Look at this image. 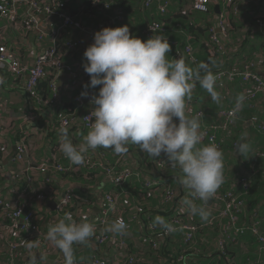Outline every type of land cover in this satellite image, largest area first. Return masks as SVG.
<instances>
[{"label":"crops","instance_id":"obj_1","mask_svg":"<svg viewBox=\"0 0 264 264\" xmlns=\"http://www.w3.org/2000/svg\"><path fill=\"white\" fill-rule=\"evenodd\" d=\"M61 1L62 3H70L71 5L74 4L76 6L82 2V0H60V2L59 0H11L10 8L12 16L0 19V46H5L11 53H13L20 65L25 69L32 68L36 63L38 56L46 49L53 46L49 38L41 40L40 36L42 34H50L62 25V21L55 15L35 12L34 4L38 5V7L50 6L53 9V6H55L57 2L61 3ZM237 6L239 7L240 12H243L242 15L245 16V19L249 18V16L256 19H264V0H242V3L240 5L237 4ZM221 7L223 8L222 5H217L216 1H214L211 6V8L216 10V15H218V17L222 14L225 8L221 9ZM246 11L249 16L246 15ZM117 13H120V10L116 9V14ZM64 14L73 19L76 18L75 15H69L67 12ZM33 17H35V20L37 21L36 23L33 22ZM14 18L15 20L13 21L12 19ZM82 18V21H77H79L84 27H87L85 25L87 23L84 22L86 17L83 16ZM136 25L137 23H134L132 25L133 28ZM233 31L235 32V37L240 38L242 35L243 38L244 35L245 39L250 38V41L253 40V42L249 43L248 49L244 53L237 52L238 49H233L235 46L232 44V41L231 44L229 42L226 45L225 50L228 51L227 55H229V59L233 65L234 63L236 65L252 63V58L255 57V60L260 63L258 64L257 72L264 76V43L257 37L254 39V36L258 33L264 35V29L263 32H261V29L255 30V28L251 31L248 20L244 22L241 21L239 25L233 27ZM248 32L252 33V35L246 37L245 35ZM74 41H80L87 47L90 46L87 34L77 29H68L60 35L58 47L61 51L60 59L63 65L65 67H75V69L80 72L76 73L77 83L80 85L82 80L84 81L86 78H88L90 82V77L86 74L83 68V64L87 63L83 56L84 51H81V49H70V51L75 52L68 55L66 44ZM228 45H231L230 48ZM256 49L260 51L258 54ZM52 68L54 69L52 73L54 76L53 85L56 96L50 106L46 105L42 99L40 105L36 106L37 104L35 105V103L29 99L25 91V86L29 79L27 74L16 75L9 70L0 72V77H3L5 80V83L0 85V106L3 107V118L0 120V126L4 133H10L7 152L4 154L3 160L0 162V177L2 176V182H0V195L6 198L8 196L12 201L16 203L18 201L19 204L25 206L24 214L25 211H27V214L23 217L24 221L30 216L32 221L34 220L37 222L36 225H34L35 223L33 224L32 227L34 228H32L30 236H47L49 227L62 219L66 213H70L73 220L78 223L84 221H97L101 215L100 203L105 195L104 191L106 190L108 192L114 191L113 193L118 196L119 211L117 212V216H119L120 219L122 218L124 222H127L128 225L132 226V229H135L134 234H131L130 237L128 234V239L130 243L135 245L134 247H140L142 250L145 249L144 246H147V241L142 239L141 231H137L136 225L132 224V220L130 219V215H132V218H135L139 214V204H141L142 201L144 213L147 217L150 215L154 216L152 211L153 209H157L155 206L158 204V208L159 205L164 207L163 211L162 209H158V212L161 217L165 219L168 217L170 218L171 214H169V216L167 214L169 211L175 209V211H180L182 215H185L189 221H197L199 216L191 215L187 208L182 204V202L186 198H190V196L188 190L182 187L179 183V177L177 175L179 168L178 171L175 170L169 172L165 179H158L163 190L171 191L175 196L174 201L170 204H166V206L163 205L165 191L162 192L161 189L152 191L153 195L149 194L145 197H139L137 196L140 195L138 194L139 192H137V187L135 185H130L129 191H127V188H124L122 193L117 189H111L112 186L107 182L102 170V173L99 175L96 174L90 177L84 176V167L72 164L67 158H64V161L61 164L65 169H70L72 174L65 178L56 174L57 170L51 162H54L58 157V153L57 151H54V148L60 143V135L54 130V127L58 122L60 125L61 121L64 119L62 117L65 114L69 115L74 112L73 107L75 110L77 96H74V94L75 91H77V88L72 84L71 75L68 71L65 69H58L57 67H48V69ZM48 69L46 73L48 72ZM243 84H245L243 81H223L216 85V91H218L221 96L219 103L212 101L208 92L197 84L191 100L188 101V107L191 109V114L198 113L199 111H203L206 114V118L201 121V130L214 123L213 121H215L217 114H219L221 110L232 109L236 106L237 97L246 92L247 86L246 84ZM100 87L101 86H97L95 89L99 91ZM76 104L78 110H82L81 114L86 112L84 115L93 112L95 109V106L87 100H84L81 104L76 102ZM260 109H262V104H260ZM84 115L79 118L76 115L73 117L81 121ZM241 115L243 117V126L239 130V136L240 138L245 136L246 142L250 147L246 153L241 154L237 151V157L230 155L227 158V170L231 176L241 173L245 175L257 174V172H259L257 163L260 161H258L259 155L257 154L255 157L254 153H257L260 147L261 149H264V132L259 131L253 126V123L258 124L260 122H258L256 117L254 118L252 113L246 109H242ZM259 118L262 119L260 115ZM17 129L18 131L19 129H22L25 134H29L28 154L25 163L22 165L12 163V159L16 155L17 144L19 143V141L15 139V131ZM1 133L2 132H0V134ZM68 134L74 143L79 144L82 142L83 136L86 135L87 132H82L78 127L77 130H70ZM235 139L236 138L233 140ZM1 140L3 141L4 138L0 135V142ZM109 153H114L111 148H97L96 150H90L86 155H90L94 159H103L107 161L108 156L110 157ZM122 160H130L134 163L135 167L139 168L136 159L132 158L129 154H126V156L122 155L114 165L119 164ZM45 164L48 165L47 173L44 174L39 170H35L32 173L35 182L32 183L33 185L29 190V193L24 194L23 190L26 188L25 186H28L26 181L27 178H25L28 172L25 175L24 170L28 167H32V169L41 168ZM168 170H170V168ZM16 175H20L19 178ZM23 175L25 177H23ZM15 176L18 178L17 184H14ZM15 188L17 190V195L11 194V190ZM69 192L75 195L73 207L65 213L60 214L57 210L58 203L62 200L65 194ZM121 193L122 195H120ZM39 195L45 197L44 201L38 199ZM146 198L152 199L146 200ZM52 203L56 205V208ZM212 204L213 202L210 200L208 202V207ZM50 205H52V207ZM134 207H137L138 209L134 210ZM165 209L167 210L166 212ZM4 221V219L0 218L1 225L4 224ZM262 225L264 230V220ZM159 227L161 228V226ZM132 235H135L134 239L131 237ZM252 235L254 234L252 233ZM136 236L138 239H136ZM179 238L180 237L177 235V237L175 236V238L171 240L170 246L172 250L177 245ZM0 240V243L2 244L7 243V236L5 237L1 230ZM258 243L256 246L254 239L249 237L247 240L243 241V245H239L233 249V255L231 257H234L238 261L237 264H248L246 263L248 260L254 262L259 261L262 256V246ZM6 248L7 247L0 245V250H5ZM74 249L75 264H91L92 253L90 250L86 248L79 250L76 248V245H74ZM208 252V256H210V248H208ZM25 253L26 257L22 260L25 264H31L34 255L36 258L40 256V260L37 261L38 263L45 260H49L47 264H57L60 261H64L63 253L48 242L46 246H38L35 242L31 249H25ZM237 255H239V259L236 258ZM192 256V254L181 256L177 261L181 264H184V262L185 264L193 263L195 260ZM110 259H112L111 256ZM6 262H4V264H6ZM173 262L175 261H171L170 258L165 257V259L160 260L158 264H174Z\"/></svg>","mask_w":264,"mask_h":264},{"label":"clouds","instance_id":"obj_2","mask_svg":"<svg viewBox=\"0 0 264 264\" xmlns=\"http://www.w3.org/2000/svg\"><path fill=\"white\" fill-rule=\"evenodd\" d=\"M171 51L172 46L163 34L144 41L133 36L127 25L96 32L94 43L83 54L87 61L83 68L90 82L81 92L82 98H89L87 89L101 86L98 95L90 98L95 106L91 113L94 120L79 144L62 127L59 151L76 166L83 165L85 154L97 148H111L122 156L127 154L128 145L134 144L153 159L163 153L171 167L181 169L179 183L191 197L182 202L183 206L191 215L208 220L210 212L205 205L224 182L223 151L215 143L200 146L204 136L203 113L192 115L188 101L199 84L212 101L219 103L217 76L209 63L201 62L194 68L182 57L169 59ZM4 83L0 77V85ZM244 100L243 94L237 97V109ZM249 147L242 136L238 151L246 153ZM197 199L202 204H196ZM155 225L175 230L160 216L155 217ZM126 229L121 218L105 231L125 233ZM95 231L93 223H77L66 213L49 227L46 238L63 253L65 264H75L74 245L86 244ZM26 245L29 249L34 246L31 241H26ZM31 264H38L35 255Z\"/></svg>","mask_w":264,"mask_h":264},{"label":"trees","instance_id":"obj_3","mask_svg":"<svg viewBox=\"0 0 264 264\" xmlns=\"http://www.w3.org/2000/svg\"><path fill=\"white\" fill-rule=\"evenodd\" d=\"M101 3H112V10L108 12H103L99 7L94 6V2L92 0H82L81 3L78 4V6L70 3H59L55 6H53V9H55L58 12H64L68 13L69 15H75V20H83V16L86 17L85 24L88 28L91 29H97L98 31L110 27V28H116V27H122L127 25L130 29V33L133 36H136L144 41L151 38L153 35H159L163 34L168 38L169 43L172 46V51L168 54L169 59L176 58V55L180 53V51L183 52L186 46L192 45L194 49L196 50L195 56L198 59L197 64H192L189 59H186V62L192 66L196 67L201 62L209 63L210 67L214 74L219 73L222 70L231 69L233 67H240L243 68L245 65H236L231 62L229 59L228 51L224 50L221 52H217V50H214L213 44L211 43V29L215 25L216 21L215 18L218 17L216 15V10L214 8H210L209 13H201L193 10V3L195 0H160L162 3H169V7L165 14H161L158 9V5L155 4L151 8H146L145 6V0H100ZM234 5H240L242 3V0H233ZM222 5V4H220ZM212 6V5H211ZM224 8V6H223ZM221 7V9H223ZM116 9L120 10V13L117 14H123V21L118 22L117 24L113 25L111 23L112 16L116 15ZM226 11L228 12V32H229V40L228 43L232 41V44H234L233 49H238L237 52L244 53L248 49L249 43L253 42L250 41L249 38H242V35L239 37H235V32L233 31V27L239 25L241 21H248L251 28V31L261 29L258 25V22H264L263 18H254L248 15V12L246 11V15L249 16V18L245 19V16L242 15L243 12H238V16L233 15L230 8L225 7ZM79 17V18H77ZM82 18V19H81ZM244 19V20H243ZM217 20V18H216ZM137 23V25L133 28V24ZM158 23L165 27L164 33H157V34H149L148 28L150 25ZM261 32H263V29H261ZM264 33V32H263ZM249 35H252V33L248 32L245 36L248 37ZM260 39L264 43V35L261 33H258L254 36V39ZM242 42V43H241ZM227 43V44H228ZM231 45H228L230 48ZM264 49V48H263ZM226 51V52H225ZM257 54L260 52L258 49H256ZM68 55L74 53L75 51H70V49L67 48ZM264 53V51H263ZM256 56V55H255ZM256 58H252V63H256L257 67L259 62L255 60ZM214 61V64L211 62ZM248 64V63H247ZM246 64V65H247ZM53 68L48 69V72L46 73V76L42 78V80L39 83L38 86V94L40 99L46 103V105H49L52 103V101L55 99L56 93L54 89V76H53ZM74 73H80L75 69V67L72 68ZM49 73V74H48ZM236 81H242V80H236ZM230 82V81H229ZM235 82V81H234ZM89 83V79L86 78L84 81L82 80V83L77 87V91H75L74 96L81 94L82 91H85L84 85ZM245 85V84H243ZM247 86V85H246ZM89 93L92 95H98V90L89 88L87 89ZM251 89L249 86L246 87V92L243 94L245 98L247 97L248 92H250ZM41 103V102H40ZM37 103H35L36 105ZM237 104V103H236ZM260 104H262V109H260ZM40 104H37L38 106ZM246 109L247 111L251 112L253 117H256V120L258 122H261L264 120V94H260L256 100L254 101H243V106L240 108ZM225 110V109H224ZM228 110H239L235 106L232 109ZM239 110V111H240ZM73 113L65 114L62 118L66 117H73L77 116L82 117L86 112L82 113V110L77 108V104L75 102V110L73 107ZM88 111V110H87ZM222 111V110H221ZM220 111V112H221ZM241 111L239 112V124L234 127L232 130L228 132H219L218 133V141L222 145V151H223V163L225 164L223 174L224 178L226 179L225 183V189L224 191L231 190V187L234 188V192L237 196L240 197V199L243 201L244 211L242 213L237 214V226L241 229H244L242 234L235 235L234 233H229L227 237L224 239V250L221 251L218 246V242L222 238V235L219 233L218 230H221L217 227V225L209 227L206 225V221H203L200 217L197 221L193 220L189 221L188 218H186L185 215H182L180 211L171 210L167 214L168 217L166 219L167 222H171L172 219H179L180 221L188 224L193 225H199V231L195 238L189 242L186 243V237L184 231H176L175 233L168 235L166 234V229L163 227H159V225L154 226V219L157 216L161 215L158 212V209L164 210V207L162 205L158 204L155 206L157 209H153V215L145 216L144 208H143V201L141 204H139V209L137 207H134V210L138 209V215L135 218H132V224L136 225L137 231H141L142 239L147 241V246H144L145 249L142 250L140 247H134L135 245L129 242V239H127L128 247L130 248V253L133 255H136L137 257H140V261L145 262L146 264H158L160 260L165 259V257L170 258L171 261L174 264H176L177 261L181 256H186L189 254H192L195 261L193 263H186V264H237V260L234 257H231L233 255V249L235 247H238L239 245H243V241L247 240L249 237L254 239V242L257 243L259 241L260 236L264 237V230H263V220H264V149H259L257 153H254V156L261 155L262 157H259L257 163V168L259 172L255 175H245V174H237V175H230L229 171L227 170V158L231 156L237 157V145L241 142V138L239 136V130L243 126V117L241 115ZM219 112V114H220ZM198 113H203V117L201 118V121H203L206 118V114L203 111H199ZM197 113H192V115H195ZM217 114V118L215 121H213V124H219L221 122V118ZM259 115L262 119L259 118ZM61 118V119H62ZM253 118V119H254ZM60 119V121H61ZM22 123V122H21ZM59 122L55 124L54 130L57 131V133L60 135V125ZM79 126H71L68 128V132L71 130H77ZM82 132H88L87 130H84V128L79 127ZM15 139L17 141H20L24 136V130L18 129L15 131ZM236 138L235 140H233ZM206 144H201V146H204ZM128 152L127 154L131 155L132 158L136 159L138 162V167H135L134 163H132L130 160H122L123 163L120 166L122 168H129L132 170L133 176L126 182L124 187H116L112 184H110L112 187L111 189H117L118 191H121L124 188H127V191H129L130 185H135L138 189L137 192H139L137 195L139 197H145L149 194H152V191H156L157 189H161L162 192L163 188L161 187V183L158 179H165V177L168 175L171 171H178V166L173 168L171 167V163L168 161V158L165 154H161L160 157L153 159L151 158L146 152H142L137 145L129 144L128 145ZM54 151L58 153V157L55 159V161L51 162L54 165V168L57 170L58 166H62V162L64 161V158H66L60 151H59V145L54 148ZM110 157L108 156L107 162L111 165L116 164L117 160L121 157V155H117L115 153H109ZM126 156V154H125ZM131 162V163H130ZM51 164V165H52ZM132 164V165H131ZM158 165H161L162 167H159ZM83 168V175L84 176H94L99 175L102 173V171H89L84 164L80 165V167ZM170 168V170H168ZM138 169V170H137ZM140 171V172H139ZM176 171V172H177ZM56 174H59L63 178L69 177L72 172L71 171H56ZM104 174V173H103ZM178 177L182 176L181 169L179 168L178 171ZM2 176L0 177V182ZM247 179L248 182L251 183V188L247 192L243 190V188L237 183L242 180ZM147 182L150 183H156L157 185L153 187H147ZM1 184V183H0ZM235 185V187L233 186ZM237 185V186H236ZM114 191H104V194H114ZM136 192V193H137ZM123 193V192H122ZM122 193L120 195H122ZM168 191L164 192L163 197V205L166 206V204H170L166 202V197L168 195ZM191 198V197H190ZM152 199V198H146V200ZM175 199V196H174ZM211 202L213 204L208 207V204L205 205L207 210L210 212V217L213 215H216L217 211H220L222 209V205L217 204L213 198H211ZM196 204H202L200 200H195ZM159 210V211H160ZM177 210V209H176ZM167 210L165 209V212ZM175 211V212H174ZM164 213V212H163ZM197 218V217H196ZM34 225L37 224L36 221L32 222ZM127 222H125L126 224ZM226 224V222L224 223ZM127 225L126 232L129 234H134L135 229H132V226ZM151 227L154 228V231L151 230ZM257 227L259 230V235L254 236L252 235L251 228ZM34 228V227H32ZM32 230V229H31ZM30 230V231H31ZM210 230V231H209ZM30 231L28 233H24L25 235H29ZM162 231V232H161ZM233 232V231H232ZM177 235L180 237L179 241H177V245L172 250L170 243L175 236ZM205 236V237H204ZM207 236V237H206ZM208 238V241H207ZM97 236L94 235L92 238L89 239L88 242L91 240L96 241ZM151 240L153 241V244L151 243ZM260 243V242H259ZM258 243V244H259ZM154 244L157 245V249H154ZM76 248L79 250H82V248H86L91 251L89 246L86 245H76ZM104 248V247H103ZM147 248V249H146ZM195 248V249H194ZM208 248H210V256L208 252ZM199 251V253L197 252ZM196 252V253H195ZM91 256H105L109 263L112 264L110 255H106V253L103 252V249H100V251L92 252ZM64 257V256H63ZM93 258V256H92ZM239 259V255L236 257ZM185 259V258H184ZM183 259V260H184ZM182 260V261H183ZM65 261V259H64ZM170 262V261H169ZM172 263V262H171ZM180 263V262H179ZM178 263V264H179ZM248 264L253 263H259L264 264V257L261 256L259 261H247ZM21 264H25L23 261ZM181 264V263H180ZM183 264V263H182ZM185 264V262H184Z\"/></svg>","mask_w":264,"mask_h":264},{"label":"built area","instance_id":"obj_4","mask_svg":"<svg viewBox=\"0 0 264 264\" xmlns=\"http://www.w3.org/2000/svg\"><path fill=\"white\" fill-rule=\"evenodd\" d=\"M94 2L95 7H99L103 12H108L112 10V3H101L100 0H92ZM132 1V0H129ZM216 1L217 5L222 4L224 7L230 8L233 15L238 16V6L234 5L233 0H195L193 3V10L201 13H209L212 3ZM11 0H1L0 4V19L1 18H9L12 16V11L10 8ZM155 4L158 5L159 12L161 14H165L169 3H162L160 0H145L146 8H151ZM35 12L37 13H47L49 15L57 16L61 21L62 25L57 30L52 31L50 34H42L40 39L49 38L53 44V46L49 49H46L42 52L37 60L35 65L30 69H25L16 59L13 53H11L5 46H0V72L9 70L16 75L27 74L29 76L28 82L25 86V91L34 103L40 104L41 99L38 94V86L43 77H45L46 71L51 67H57L58 69H65L69 72L72 79V84L77 88L79 85L77 83V74L73 72L71 67H65L60 59V48L58 47V41L60 35L68 29H77L87 34L89 37L90 45L94 43V34L98 32L97 29H91L88 27H84L79 21L71 18L70 16L60 13L50 6L41 7L34 4ZM111 23L113 25L118 22L123 21V14H116L112 16ZM228 12L226 9L222 12V14L217 18L215 25L211 29V43L213 44L214 50L217 52H221L225 50V47L229 40V32H228ZM13 21L15 20L12 19ZM33 22L36 23L35 17L32 18ZM258 25L261 29H264V22L259 21ZM165 27L154 23L149 26L148 33L149 34H157L164 33ZM66 48L68 49H81L84 51L87 49V46H84L80 41L69 42L66 44ZM196 50L192 45H188L185 49L180 51L176 55V58H186L192 64H197L198 59L195 56ZM256 63H249L245 65L243 68L233 67L231 69L222 70L219 73L215 74L217 76L216 85L222 83L223 81L234 82L236 80H242L249 88L251 89L248 92L246 101H254L260 94H264V76L257 72ZM93 96L89 93V98H82L81 94L76 96V102L81 104L84 100L90 102V98ZM92 104V103H91ZM93 105V104H92ZM92 112L84 115L81 121H79L75 117H66L60 123V129L70 128L73 126H79L84 128V130H89L90 126L94 120L91 116ZM204 116V115H203ZM202 116V117H203ZM221 122L219 124H213L208 126L201 131L204 133L201 144H217L220 149H222L221 143L218 141V133L219 132H228L232 130L239 124V110H222L219 114ZM201 117V118H202ZM3 118V107L0 106V120ZM253 126L259 131L264 132V121L260 123H253ZM0 135L4 140L0 142V162L3 160L4 154L7 152V146L10 138V133L2 131L0 126ZM28 133L19 141L17 144V151L15 157L12 159V163L22 165L26 161V157L28 154ZM259 157H262L259 155ZM1 165V164H0ZM84 166L89 171H100L102 170L105 178L108 183L116 186V187H124L126 182L133 176L132 170L129 168H122L120 163L117 165H111L106 160L103 159H94L90 155L85 154V163ZM162 167L161 165H158ZM1 169V167H0ZM35 170H39L40 172L46 174L48 171V165H43L41 168L32 169V167H28L24 170V174L28 172L27 178L28 186L23 190L24 194H28L29 190L32 187V183L35 182V179L32 176V173ZM58 171H70V169H65L61 165L57 167ZM1 171V170H0ZM19 176L20 175H16ZM14 177L15 182L17 184L18 178ZM226 179L224 178L223 184L217 190V192L212 197L217 204L222 205V209L216 212V215L209 216L206 221V225L209 227L217 225V227L221 230H218L222 235V238L218 242L219 249L221 251L224 250V239L227 237L229 233L242 234L244 229H241L237 226V214L242 213L244 211L243 201L239 196L235 194L233 191L234 188L231 187V190L224 191L225 189ZM157 185L156 183L147 182V187H153ZM237 185L241 186L244 191H248L251 188V183L247 181V179L240 180ZM236 185V186H237ZM235 187V185H233ZM16 188L11 190V194L17 195ZM168 195L166 197L167 203H172L174 201V193L168 191ZM44 196L39 195L38 199L44 201ZM75 195L69 192L66 193L65 196L60 200L57 206L58 212L65 213L67 210L71 209L74 204ZM24 210L25 206L21 205L11 199L3 197L0 195V218L4 219V224L1 225L0 222V230L3 232L4 236H7V243L2 244L1 246L7 247L5 250H0V264H20L24 257H26L25 249L28 248L26 245V241L33 242V245L36 242L38 246H46L48 239L47 236L41 235L43 239L35 240L34 237H31L30 234L27 236L24 233H28L33 226V221L30 216L24 221ZM101 215L97 221H90L95 225V235L97 236L96 241L91 240L86 244L89 246L92 252L100 251L103 249V252L106 255H110L112 257V264H146L145 262L140 261V257L133 255L130 253V248L127 244L128 233H113L105 231L106 227L116 221L117 212L119 211V199L117 195L114 194H105L100 203ZM226 222V224H224ZM9 223V224H8ZM78 223V222H77ZM170 224L175 229L174 231L166 230V234L171 235L176 231H184L186 237V243L191 242L195 238L196 232L199 230V225L186 224L179 219H172ZM151 230L154 231V228L151 227ZM233 231V232H232ZM251 231L254 235H259V230L257 227H252ZM31 233V231H30ZM1 241V240H0ZM259 242L262 246L261 252L264 257V237L260 236ZM153 244V241L151 240ZM83 244V245H86ZM104 247V248H103ZM157 245L154 244V249H157ZM195 249V248H194ZM199 252V251H197ZM196 253V252H195ZM91 264H110L109 260L105 256H94L92 255ZM6 260V261H5ZM49 260H45L38 264H47ZM57 264H65V261H60ZM259 264V263H253Z\"/></svg>","mask_w":264,"mask_h":264},{"label":"rangeland","instance_id":"obj_5","mask_svg":"<svg viewBox=\"0 0 264 264\" xmlns=\"http://www.w3.org/2000/svg\"><path fill=\"white\" fill-rule=\"evenodd\" d=\"M241 43H242V42H241ZM117 218H119V216H118ZM198 231H199V230H198ZM198 231L196 232L195 236L197 235ZM129 237H130V236H129ZM131 237L134 239V238H135V235H132ZM34 238H35L36 241L39 240V239H43V237L40 236V235H37V236L34 237ZM46 239H47V238H46ZM136 239H138L137 236H136ZM116 264H117V263H116Z\"/></svg>","mask_w":264,"mask_h":264},{"label":"water","instance_id":"obj_6","mask_svg":"<svg viewBox=\"0 0 264 264\" xmlns=\"http://www.w3.org/2000/svg\"><path fill=\"white\" fill-rule=\"evenodd\" d=\"M219 8V7H218ZM217 8V9H218ZM53 205H55L54 203H52ZM51 207H52V205H50ZM55 208H56V205H55ZM26 214H27V211H25V214H24V216H26ZM36 260L38 261V260H40V256H38L37 258H36Z\"/></svg>","mask_w":264,"mask_h":264}]
</instances>
